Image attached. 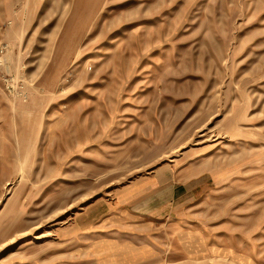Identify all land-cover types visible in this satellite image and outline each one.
Listing matches in <instances>:
<instances>
[{"label": "rangeland", "instance_id": "374dc122", "mask_svg": "<svg viewBox=\"0 0 264 264\" xmlns=\"http://www.w3.org/2000/svg\"><path fill=\"white\" fill-rule=\"evenodd\" d=\"M0 264H264V0H0Z\"/></svg>", "mask_w": 264, "mask_h": 264}]
</instances>
